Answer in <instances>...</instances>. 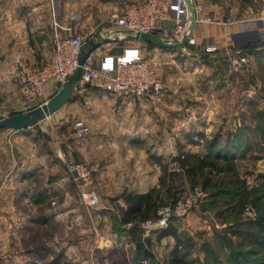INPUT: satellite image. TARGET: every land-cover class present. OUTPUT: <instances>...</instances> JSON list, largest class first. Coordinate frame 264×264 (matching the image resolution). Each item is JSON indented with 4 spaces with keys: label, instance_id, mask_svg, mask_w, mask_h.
Returning a JSON list of instances; mask_svg holds the SVG:
<instances>
[{
    "label": "crops",
    "instance_id": "1",
    "mask_svg": "<svg viewBox=\"0 0 264 264\" xmlns=\"http://www.w3.org/2000/svg\"><path fill=\"white\" fill-rule=\"evenodd\" d=\"M61 1L63 10L59 17L62 21H67L73 12H83L76 29L84 35L91 34L85 42L97 32L102 38H117L94 48V68L100 67L104 55L116 56L127 48L148 49V53L165 58L166 50L134 39L113 22L91 32L85 28L91 20L110 21L112 12L137 0ZM86 2L104 8L98 13L94 9H82ZM208 2L205 13L212 21L199 24L194 30L201 48L235 55L237 69L246 66L249 75L263 79L264 86V40L257 30L258 20L264 16V0ZM51 52L48 0H0L1 115L27 111L54 94V80L45 82L41 93L25 92L22 87L33 85L30 75L50 58ZM102 82H88L73 89L70 100L42 119L37 129L31 126L0 129L1 263L97 264L100 260L99 263L108 264L114 257L134 261L136 244L141 238L153 259H160L163 253L168 261L179 243L196 235V226H211L209 218L205 217L207 209L201 213L191 211L181 219L169 221L178 238L174 233L162 231L158 236H151L148 243L140 222L150 215L155 216L156 206L148 210L147 218H142L137 210H131L128 201L155 190L169 202L175 189L169 193L167 187L174 185V181L182 178L188 185H195L184 172L172 178L168 164L181 152L199 154L201 148L187 143L181 136L187 133L185 131L208 130L210 123L202 120L209 115L191 103L178 106L182 101L172 88H165L160 99L151 102L147 97L122 91L109 92ZM251 88L248 84L254 102L258 98L264 100V89L257 92ZM66 108L72 112L71 124L81 120L88 127L85 136L73 132L70 135L71 126L62 118ZM253 148L254 142L249 146L250 156ZM262 150L252 161L260 170H264V148ZM65 158L84 161L93 169L92 186L100 197L96 207L90 208L81 202V184L75 179L76 173L66 168ZM120 203L126 204V208ZM128 222L134 224L128 227ZM178 222L184 227V237L180 235ZM213 229L212 232L219 231ZM129 249H133L130 255ZM138 256L142 258L139 262L150 260Z\"/></svg>",
    "mask_w": 264,
    "mask_h": 264
},
{
    "label": "rangeland",
    "instance_id": "2",
    "mask_svg": "<svg viewBox=\"0 0 264 264\" xmlns=\"http://www.w3.org/2000/svg\"><path fill=\"white\" fill-rule=\"evenodd\" d=\"M81 8L94 9L93 11L97 13L103 10L101 5H87V2ZM111 24L112 22L107 19H97L88 21L85 28L91 32L98 30L99 26ZM89 35L91 34H86L85 38ZM139 49L151 62L162 84L164 83L163 92L165 88H172L177 99L182 101L178 106L182 107L184 103H191L209 115L202 120L203 123H210L208 130L200 131L202 133L185 131L187 133L182 134L181 137L187 143L196 144L201 148L197 154L199 158L215 160L218 169L215 168L213 174L217 175L220 183L214 189L221 188L220 191L223 193L216 198L217 201H212L213 203L208 205L205 213L211 226L204 227L207 229L198 227L200 225L196 226V235L190 236L191 246L183 247L182 252H187V264H251V262L264 264V248L256 242L262 236L258 235L252 227L259 215L258 210L264 209V194H262L264 193V170H260L252 163L254 157L259 156L264 148V100L258 98L254 102L253 95H249L248 89V84H251L252 91L256 89L257 92H262L263 79L249 75L246 66L237 69L235 55L230 52L222 54L216 53L214 49L206 51L201 48L199 42L185 45L180 51L166 50L165 58L148 53V49L144 50L140 47ZM161 53L164 54L162 51ZM63 110L62 118L63 120L65 118L68 126H71L70 135L72 132L76 134L77 129L74 125L78 120L71 124V110L68 108ZM55 122L53 120V123ZM253 142L254 148L250 156L249 146ZM219 148L222 150L220 151ZM217 149L223 154L222 156L220 153L219 156L216 155ZM182 154L187 153L181 152L176 157ZM66 159L71 158L63 159L64 164ZM176 174L179 176L182 173L180 171ZM213 177L215 178L214 175ZM75 179L78 180L76 177ZM236 179L243 180L244 187L235 185ZM78 181L81 184L79 189L81 202L87 207H96L100 202L98 190L96 189L99 202L93 206L87 205L83 201L82 192L88 185L81 180ZM92 185L93 179L90 186ZM205 192L208 195L206 190ZM227 201L230 203L227 204ZM219 212L223 216L219 217ZM148 218L154 220L155 216L150 215ZM177 225L181 228L180 235L184 237V227L179 222ZM213 228L219 231L212 232ZM164 229L158 230L157 234L159 235ZM204 230L209 233L206 234ZM225 237L227 240L224 239ZM192 240H194L193 243ZM163 250L162 248L161 253ZM131 252L133 253V249L128 250L129 255ZM189 253H191L190 257H188ZM254 257L259 258L257 262L253 260ZM116 258H112L108 264L133 263L132 259L122 261ZM167 258L168 256L162 253L160 259L146 260L139 264H168ZM99 261L97 260V264H102Z\"/></svg>",
    "mask_w": 264,
    "mask_h": 264
},
{
    "label": "built area",
    "instance_id": "3",
    "mask_svg": "<svg viewBox=\"0 0 264 264\" xmlns=\"http://www.w3.org/2000/svg\"><path fill=\"white\" fill-rule=\"evenodd\" d=\"M48 2L51 15V56L30 75L33 85L22 86L25 92L41 93L42 85L54 80L52 91L56 93L78 66V57L86 39L85 35L76 29V24L83 18L82 11L73 12L68 15L67 21H62L59 17L63 10L62 1ZM208 3V0H137L112 12L109 20L129 34H135L137 31L150 32L169 41H181L186 38V45H191L199 42L194 36L196 26L212 21L205 13ZM257 30L260 38L264 40V16L259 18ZM94 57L93 49L87 54L83 64L81 84L103 80V87L109 92L122 91L147 97L151 102L160 99L163 88L161 78L139 48H127L116 56L104 55L99 68L92 66ZM242 60L244 61V58ZM74 127L78 136L88 133V127L81 120H78ZM65 164L70 172L76 173L78 180L88 185L82 192L83 201L87 205H96L99 202L97 190L90 186L93 169L81 160L66 159ZM168 170L170 173H183L177 157L169 160ZM181 179L174 181L177 186L176 202L173 203L170 199L169 202L158 205L154 220L147 218L140 222L144 238L157 235V231L166 228L173 218H180L191 211L203 210V204L208 200L205 190L199 184L190 186ZM120 205L126 208V204ZM133 224L128 222L126 225L130 227Z\"/></svg>",
    "mask_w": 264,
    "mask_h": 264
},
{
    "label": "trees",
    "instance_id": "4",
    "mask_svg": "<svg viewBox=\"0 0 264 264\" xmlns=\"http://www.w3.org/2000/svg\"><path fill=\"white\" fill-rule=\"evenodd\" d=\"M221 150H222V148L220 149V151ZM220 151L217 149L216 155L219 156V153L221 154ZM222 155L223 154H221V156ZM177 159H178L181 167L183 168V172L189 178V180H191V182L193 184L201 185L202 188L208 192V197H207L208 200L206 203L203 204V209H208V205L217 201L216 198L219 197L220 193H223L220 191L221 188L216 189V190L214 189L218 186V183H220L218 181V177H216L217 175L213 174V170L215 168H217V166L214 162L215 160H208L205 158H199L197 155H194V154H182V156H178ZM213 175L215 176V178L213 177ZM176 176H177L176 173L171 174L172 178L176 177ZM244 184H245L244 181L241 179L235 180V185H238L239 187H244ZM167 189H168L169 193H171V191L173 189H177V186L170 184L167 187ZM262 194H264V193H262ZM223 199H225V198H223ZM128 201L131 203V206H132L131 210L132 211L137 210V213H140L141 216L139 214L138 215L142 218L148 217V215H149L148 210L151 209L153 206H156V208H157L158 205L167 203V200L163 199L162 197H159V193H157L155 190L149 191V192H146L143 194H139L137 196H133ZM228 203H230V201H227V204ZM263 203H264V201H263ZM141 207H143V208H141ZM259 208H260V206H259ZM258 211H259V215L256 218L255 223L252 225V227L255 229V232L258 235L262 236V238L258 239L256 242L258 243V245L260 247L264 248V209L260 208ZM218 216L220 217L223 215H222V213L219 212ZM166 232L175 234V231L172 230V228H170L169 223H168L167 227L164 229V233H166ZM175 236L178 238V235L175 234ZM224 239L227 240L226 237ZM178 245H179V247H178ZM178 245L174 248L173 252L171 253L168 264H187V261H186L187 252H182V249H183V247L186 248V246L187 247L191 246L190 238L187 239L182 244L179 243ZM136 250H137V257L133 261L132 264H139L138 259H142V258H139L138 255H142L143 258H149L150 260L153 259V254L150 252V250L148 248H146V246L143 242V238H141L137 242ZM216 259L218 260V258H216ZM258 259L259 258H255V257L253 258V260L255 262H257ZM251 264H257V263L251 262Z\"/></svg>",
    "mask_w": 264,
    "mask_h": 264
},
{
    "label": "water",
    "instance_id": "5",
    "mask_svg": "<svg viewBox=\"0 0 264 264\" xmlns=\"http://www.w3.org/2000/svg\"><path fill=\"white\" fill-rule=\"evenodd\" d=\"M138 41H144L161 48L163 50H177L180 51L186 45V38L181 41H169L162 38L161 36L144 31H137L135 34H128ZM98 38L99 40H95ZM117 38H102L97 32L94 37L89 38L84 42L79 57L78 66L69 75L67 80L63 83L61 88L54 93L48 100L43 104L31 108L24 112L1 115L0 114V128H11V129H23L27 127L39 128V122L53 114L56 110L61 108L67 103L73 93V89H78L81 86V77L83 71V64L85 62L87 54L99 46L101 42L108 40H116ZM177 199L176 191L173 192L172 202L175 203ZM146 242L149 243L150 236L145 237Z\"/></svg>",
    "mask_w": 264,
    "mask_h": 264
}]
</instances>
